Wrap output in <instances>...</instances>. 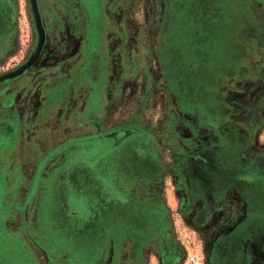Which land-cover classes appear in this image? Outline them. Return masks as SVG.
Segmentation results:
<instances>
[{
	"label": "rangeland",
	"instance_id": "1",
	"mask_svg": "<svg viewBox=\"0 0 264 264\" xmlns=\"http://www.w3.org/2000/svg\"><path fill=\"white\" fill-rule=\"evenodd\" d=\"M36 1L42 52L0 82V264H120L98 257L105 248L91 243L102 228L122 237L125 218L83 220L88 204H101L98 185L83 174L85 137L100 125L142 126L159 152V179L138 183L133 196L164 204L165 220L155 225L169 227L176 249L165 264L188 255L202 264H264L262 223L239 227L238 209L230 222L194 168L185 175L188 192L178 179L183 157L213 135L264 175V0ZM37 43L30 0H0V78L28 62ZM133 213L131 237L140 238L144 222ZM163 246L144 242L145 258L125 264H163Z\"/></svg>",
	"mask_w": 264,
	"mask_h": 264
},
{
	"label": "flooded vegetation",
	"instance_id": "2",
	"mask_svg": "<svg viewBox=\"0 0 264 264\" xmlns=\"http://www.w3.org/2000/svg\"><path fill=\"white\" fill-rule=\"evenodd\" d=\"M43 108L44 106L38 110ZM38 110L33 113L35 117L39 113ZM99 129L97 136L85 137L84 143L88 144L84 148L85 170L83 174L87 182L94 181L95 185H98L96 189L99 192L101 204H98L97 208L88 204L86 218L83 220L92 222L97 219L101 225H107L122 217L125 218V223L120 224L118 231L121 232L122 229L125 231H123L122 237L112 240L105 231L103 233L102 228L101 231L99 230V233L103 234L100 241L98 240L97 244L91 243V245H95L97 249L100 245L105 248L99 252L98 257L108 256L118 260L120 264H125L126 260L137 261L138 258H145V255H141L139 248L144 242L159 238L161 243H166V249L163 246L161 248L163 251L159 255L161 262L165 264L167 254H171L170 250H172L174 251L172 256H175L176 249L171 248L166 237L169 227L163 223L155 225L158 220L160 222L165 220L164 204L152 196H149L147 200L144 199L145 201L133 196L138 183L143 181L151 187L159 179L163 170V167L160 166L159 152L148 143L149 133L142 126L116 127L107 131L100 125ZM14 135V133L11 134V139L14 138ZM209 142L214 148H208L210 143L204 145V140L200 139L197 141L195 151L189 154L188 158L183 157V170L180 171L181 174L179 173L178 177L179 185L181 183L182 188L186 191L188 188L189 191L190 187L185 181V175L189 168H194L196 183L208 190L214 209H225L230 222L233 212L238 209L242 212V218L237 225L245 230H248L252 222H260L264 227V212L260 211L262 218L255 219L258 213L257 208L261 207L260 205L264 202L263 173L255 168L250 171V161L237 159L233 154L231 144L229 147L221 148L222 146L217 144L218 141L214 135ZM95 143L96 145L93 146ZM7 145L12 147L13 139ZM4 146L3 148H5ZM239 165L242 170L235 171ZM13 168H15L13 173L14 171L18 175L21 173L19 165ZM89 199L86 197L87 201ZM133 210L144 222L143 227L139 229L142 234L140 238L131 237L130 228L133 224L130 220L132 218H129L128 215ZM111 227L107 226L105 230L109 233L114 231L116 233V228L112 229ZM262 242L264 243V240ZM123 259L124 261H122Z\"/></svg>",
	"mask_w": 264,
	"mask_h": 264
},
{
	"label": "water",
	"instance_id": "3",
	"mask_svg": "<svg viewBox=\"0 0 264 264\" xmlns=\"http://www.w3.org/2000/svg\"><path fill=\"white\" fill-rule=\"evenodd\" d=\"M30 7H31V12L33 15L34 23H35V28L38 33V43H37L36 51L34 55L32 56V58L28 62H26L24 65H22L20 68H18L17 70L11 73H8L2 76L0 78V82L7 80V79L15 78L19 76L20 74H22L26 69H28L35 62V60L38 58L42 50L44 39H45V34H44V29L42 27V22H41V17H40L39 10H38L37 1L30 0Z\"/></svg>",
	"mask_w": 264,
	"mask_h": 264
},
{
	"label": "built area",
	"instance_id": "4",
	"mask_svg": "<svg viewBox=\"0 0 264 264\" xmlns=\"http://www.w3.org/2000/svg\"><path fill=\"white\" fill-rule=\"evenodd\" d=\"M182 264H202V258L198 255H188Z\"/></svg>",
	"mask_w": 264,
	"mask_h": 264
}]
</instances>
